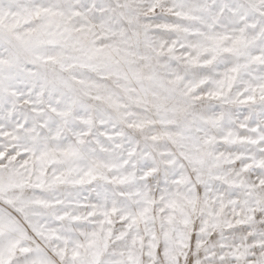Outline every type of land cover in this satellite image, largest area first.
<instances>
[{
	"label": "snow or ice",
	"instance_id": "1",
	"mask_svg": "<svg viewBox=\"0 0 264 264\" xmlns=\"http://www.w3.org/2000/svg\"><path fill=\"white\" fill-rule=\"evenodd\" d=\"M0 264H264V0H0Z\"/></svg>",
	"mask_w": 264,
	"mask_h": 264
}]
</instances>
